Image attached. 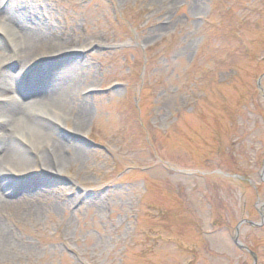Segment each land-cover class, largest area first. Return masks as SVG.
Masks as SVG:
<instances>
[{"label":"rangeland","instance_id":"374dc122","mask_svg":"<svg viewBox=\"0 0 264 264\" xmlns=\"http://www.w3.org/2000/svg\"><path fill=\"white\" fill-rule=\"evenodd\" d=\"M13 1L73 40L25 86L77 63L90 118L59 129L83 164L0 178L7 202L42 197L0 217V264H254L244 220L264 264V0Z\"/></svg>","mask_w":264,"mask_h":264},{"label":"bare ground","instance_id":"6f19581e","mask_svg":"<svg viewBox=\"0 0 264 264\" xmlns=\"http://www.w3.org/2000/svg\"><path fill=\"white\" fill-rule=\"evenodd\" d=\"M24 7L13 0H0V178L25 177L36 162L60 178L68 165L83 164L88 155L84 145L66 140L59 130L61 119L68 110L72 133H82L90 118L89 103L77 95L85 87L79 81L81 67L77 63L25 86V78L41 72L45 60L71 51L73 40L53 25L51 7L35 13ZM9 64L17 67L14 75L6 69ZM56 92L60 93V105L49 99ZM30 195L23 189L19 200L11 203L0 195V217H40L42 197ZM10 245L11 239L0 225V258Z\"/></svg>","mask_w":264,"mask_h":264},{"label":"water","instance_id":"95a60500","mask_svg":"<svg viewBox=\"0 0 264 264\" xmlns=\"http://www.w3.org/2000/svg\"><path fill=\"white\" fill-rule=\"evenodd\" d=\"M243 224H249V225L252 226V227H258V226H260V225H259V224H256V223H253V222H251V221H247V220L242 221L241 223H239V225H238V227H237V229H236V237H235V239H234V243H235V245H236L238 248H240V249H244V250L248 251V253L253 257L254 264H256L257 259H256V256L254 255V253L251 252L249 249H247L245 246H243V245L239 242V240H238V234H239V233H238V228H239L240 226H242Z\"/></svg>","mask_w":264,"mask_h":264}]
</instances>
